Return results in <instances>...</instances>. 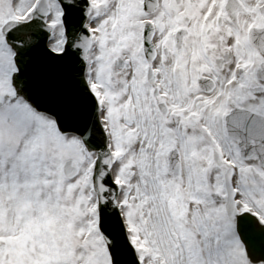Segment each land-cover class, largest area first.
I'll list each match as a JSON object with an SVG mask.
<instances>
[{
	"label": "snow or ice",
	"instance_id": "snow-or-ice-1",
	"mask_svg": "<svg viewBox=\"0 0 264 264\" xmlns=\"http://www.w3.org/2000/svg\"><path fill=\"white\" fill-rule=\"evenodd\" d=\"M0 264H264V0H0Z\"/></svg>",
	"mask_w": 264,
	"mask_h": 264
}]
</instances>
